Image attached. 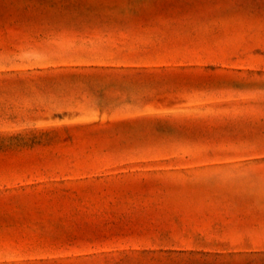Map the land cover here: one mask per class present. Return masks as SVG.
Masks as SVG:
<instances>
[{"label":"rangeland","instance_id":"rangeland-1","mask_svg":"<svg viewBox=\"0 0 264 264\" xmlns=\"http://www.w3.org/2000/svg\"><path fill=\"white\" fill-rule=\"evenodd\" d=\"M0 264H264V0H0Z\"/></svg>","mask_w":264,"mask_h":264}]
</instances>
